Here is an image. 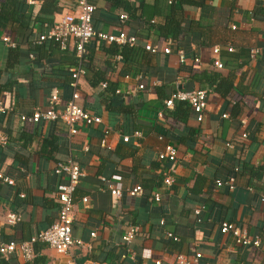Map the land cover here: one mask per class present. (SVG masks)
<instances>
[{"label":"crops","instance_id":"obj_1","mask_svg":"<svg viewBox=\"0 0 264 264\" xmlns=\"http://www.w3.org/2000/svg\"><path fill=\"white\" fill-rule=\"evenodd\" d=\"M88 2L95 30L122 31L135 43L123 57L116 43L91 39L83 74L71 86L70 69L77 63L71 43L62 49L52 40L37 42V36L73 9V0H0V34L29 30L14 47L0 41V101L9 109L0 113L7 137L0 145V171L13 180L0 181V213L19 215L13 226L0 221V243L27 239L55 220V190L63 178L53 168L68 157L83 172L72 195L71 235L85 243L57 253L36 242L31 260L11 255L0 257V264H178L176 254L190 260L195 253L197 264H264V0ZM120 13L126 19L119 20ZM171 18L178 22L176 36L159 34ZM215 57L221 68L212 65ZM213 75L231 81L226 95L208 87ZM138 83L144 88L137 89ZM191 89L207 91L200 121L186 102L187 112L175 108L177 102L164 105L171 92ZM72 91L78 94L74 102L98 115L99 123L77 121V132L69 134L59 120L18 118L46 109L55 92L61 108ZM103 129L107 147L99 145ZM167 143L176 148L172 162L157 158ZM99 176L117 183L120 195H111ZM215 180H229L234 188L215 187ZM135 184L142 192L131 195ZM155 189L158 201L152 199ZM221 222L259 238V246L236 243L231 233L219 231ZM131 224L140 230L123 244Z\"/></svg>","mask_w":264,"mask_h":264},{"label":"built area","instance_id":"obj_2","mask_svg":"<svg viewBox=\"0 0 264 264\" xmlns=\"http://www.w3.org/2000/svg\"><path fill=\"white\" fill-rule=\"evenodd\" d=\"M93 9L94 6L89 3L88 0H73V9L61 13L59 17L53 22L51 27H49L44 33L37 36V42H41L42 40L46 39L52 40L55 41V43H57V45L62 49L66 48V46L71 43L77 59L75 67L70 69V77L72 78V82L70 83L71 86H74L78 77L83 74L81 60L86 53V45L91 39H96L97 41H103L105 43H116L118 45H133L135 43V38L133 36L126 35L122 31H119L117 34H113L110 32L95 30L91 23V14ZM126 17L127 16L124 13H120L118 15L119 20H124ZM230 27L231 29H234L233 25ZM0 41L13 46V43L6 35L0 34ZM145 49L154 51V49L149 45H145ZM162 50L164 53L169 52V48L167 46ZM227 50H231V48L227 47ZM212 52L216 55L218 48L216 46L212 47ZM256 52V49H249V57L254 58ZM177 56L178 60L182 62L184 56L180 50L177 51ZM118 58H120V56H118ZM194 60L197 61L196 58ZM212 65L215 68L222 67L221 62L216 57L212 60ZM100 86L103 88L105 86V82H101ZM143 88L144 85L142 83H138L137 89ZM115 92H118V90ZM206 92L207 91L205 89L176 90L171 92L164 100V105L166 108H171L175 102H186L189 105L195 120L200 121L203 117V110L206 105ZM77 96V92L72 91L67 102L63 105V107L59 108V97L55 92L50 95L48 99V107L46 109H33L28 114H19L18 118L23 122L29 123L59 120L66 125L69 134H74L77 132V121H82L85 125L99 123L100 117L98 115L89 113L74 102ZM7 111H9V109L5 108L0 101V113L4 114ZM222 116H225V114ZM107 133V129L102 130V136L99 141V145L102 147L108 146L105 143V137ZM134 134L137 135V132ZM240 135L242 137L246 136L244 132ZM127 140V136H122V141ZM6 143L7 137L0 129V145L4 146ZM175 156L176 148L169 143L165 144L162 151L157 154V158L159 160H165L169 162L174 161ZM53 172L63 178V181L56 185L55 190V201L57 203V213L55 220L46 228L38 230L27 240H8L0 243V257L7 258L11 255H14L20 257L22 260H31L35 256L34 243L36 242L45 243L49 248L53 249L57 253H66L73 245L82 246L85 244L82 240L75 239L71 235V226L73 221L72 195L79 178L83 175L82 169L72 157H68L64 160L56 162ZM99 179L101 182L106 184L111 195H120V188L117 183H111L110 180L104 176H99ZM0 181L8 185L13 184L12 178L4 175L1 171ZM162 182L165 185H169L171 183L170 176H165L162 178ZM214 186H225L228 190H232L234 188L233 183L229 180H215ZM141 192L142 187L139 184L133 185L128 190V193L131 195H138ZM151 195L154 201L159 200L160 194L156 189L151 192ZM19 196L23 197V194L19 193ZM260 200L264 202V194L260 196ZM81 201L85 202L86 197H82ZM195 212H197V210ZM18 220L19 215L15 212L0 213V221L6 226H13ZM139 230L140 229L137 224L129 225L121 235L122 243L128 244ZM219 231L222 234L227 232L231 233L234 236L236 243L242 245H251L254 247L259 246V238L249 237L244 231H242L237 226H234L232 223L221 222L219 225ZM90 235L93 236L94 233L92 232ZM166 235L171 237L173 240H176V237L172 236L170 233L166 232ZM121 256L126 257L125 253ZM199 257L200 253H195L194 257L188 260L183 255L176 254L175 260L178 264H197ZM154 263L159 264V261L156 260ZM93 264L107 263L98 262Z\"/></svg>","mask_w":264,"mask_h":264},{"label":"trees","instance_id":"obj_3","mask_svg":"<svg viewBox=\"0 0 264 264\" xmlns=\"http://www.w3.org/2000/svg\"><path fill=\"white\" fill-rule=\"evenodd\" d=\"M160 29L161 30L158 29L159 34L160 33L163 35L170 34L172 37H175L176 33L178 32V22L174 21L171 18L164 25H162V27H160ZM9 31L11 33L8 37H9L10 41L13 43L12 47H14L18 41H20L23 37H26V34L28 33L29 30L26 28H22V26H21V28L13 27ZM131 48H133L132 45L121 44V45H119V49H120L119 53L124 57L126 55V52L128 50H130ZM83 58H82V60H83ZM105 86H106V83H105ZM208 87H210V89L219 93L220 95H226L230 90L231 81L229 79H223L222 77H220L218 75H213L211 78L208 79ZM119 105H120V103H119ZM177 107H182L185 112L188 111V105L185 102H177L175 108H177ZM27 239H22V240H27ZM22 240H17V241H22ZM35 244L36 243H34V246H35Z\"/></svg>","mask_w":264,"mask_h":264}]
</instances>
